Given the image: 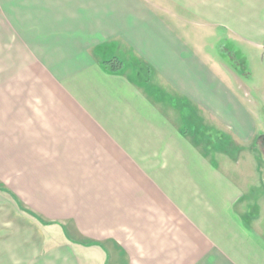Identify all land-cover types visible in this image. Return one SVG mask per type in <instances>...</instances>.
Listing matches in <instances>:
<instances>
[{
    "label": "crops",
    "instance_id": "obj_1",
    "mask_svg": "<svg viewBox=\"0 0 264 264\" xmlns=\"http://www.w3.org/2000/svg\"><path fill=\"white\" fill-rule=\"evenodd\" d=\"M231 45L264 0H0V264H264Z\"/></svg>",
    "mask_w": 264,
    "mask_h": 264
},
{
    "label": "rangeland",
    "instance_id": "obj_2",
    "mask_svg": "<svg viewBox=\"0 0 264 264\" xmlns=\"http://www.w3.org/2000/svg\"><path fill=\"white\" fill-rule=\"evenodd\" d=\"M230 52L227 54L226 63L232 66L240 74L243 83L248 86L251 92V100H257L259 127L257 139H264V100L262 89L264 88V51L259 54L247 46L240 48L228 46ZM264 142L259 144V150L264 147Z\"/></svg>",
    "mask_w": 264,
    "mask_h": 264
},
{
    "label": "trees",
    "instance_id": "obj_3",
    "mask_svg": "<svg viewBox=\"0 0 264 264\" xmlns=\"http://www.w3.org/2000/svg\"><path fill=\"white\" fill-rule=\"evenodd\" d=\"M106 63L111 65L112 68H117V67L119 68L122 66V61L117 59V58L110 59V60L106 61Z\"/></svg>",
    "mask_w": 264,
    "mask_h": 264
}]
</instances>
